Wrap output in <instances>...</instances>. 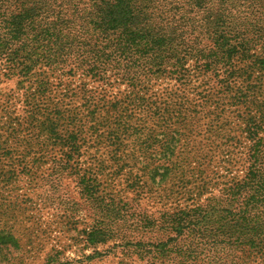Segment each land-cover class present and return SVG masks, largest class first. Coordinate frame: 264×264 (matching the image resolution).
Wrapping results in <instances>:
<instances>
[{"label":"trees","instance_id":"16d2710c","mask_svg":"<svg viewBox=\"0 0 264 264\" xmlns=\"http://www.w3.org/2000/svg\"><path fill=\"white\" fill-rule=\"evenodd\" d=\"M0 62L4 76L34 85L26 93L34 127L48 134L49 145L65 150L57 175H75L71 161L89 133L117 152L137 147L159 164H146L152 183L126 179L131 199L123 191H101L97 177L79 178L81 203L62 204L71 214L80 204L89 207L92 223L81 231L87 242L106 244L118 229L122 250L151 264H264V0H0ZM57 71L71 82L80 73L97 88L51 83ZM117 84L124 88L115 91ZM228 104L233 126L221 121ZM98 117L104 125L93 122ZM5 126L11 138L21 129L14 120ZM204 126L224 146L245 137L246 173L230 177L218 198L202 201L209 184L204 171L192 191L190 182L179 181L173 187L186 205L156 217L142 208V195L152 193L148 186L159 191L167 184L177 151L199 150L202 140H194ZM9 150L1 146V157L8 158ZM123 171L127 176V167L116 165L111 176ZM67 218L63 226L72 227ZM63 253L44 264H72Z\"/></svg>","mask_w":264,"mask_h":264},{"label":"rangeland","instance_id":"374dc122","mask_svg":"<svg viewBox=\"0 0 264 264\" xmlns=\"http://www.w3.org/2000/svg\"><path fill=\"white\" fill-rule=\"evenodd\" d=\"M5 68L3 62H0V143L4 140L9 143L0 145L10 149V156L4 159L0 154V180L4 179L3 177L11 178L0 182V264H44L56 251L64 252L61 256L63 261L72 262V264H151L148 258L142 259L133 250L128 253L122 250L125 242L123 234L118 232V229L114 238L106 244L87 242L81 231L92 223L89 207L80 204L79 211L71 214L65 209L70 208L69 205L62 202H69L71 205L70 201L81 203L78 181L83 176L90 179L97 177L103 184L101 186L103 192L123 191L125 198L131 199L135 195L126 189V179L152 183L145 168L148 165L152 167L159 165L154 162L156 158H151L149 153L145 156L142 151L138 152L137 147L129 146L125 151L117 152L114 148H107L102 144L103 138L90 133L86 137L82 134L84 145L78 156L71 161L73 168L77 169L74 170L75 175L69 174L62 178L57 175V169L66 162L65 150L62 146L48 144L49 141L45 140V137H49L48 134L34 127L36 121L30 116L31 111L27 107L26 93L30 95L34 91V85L23 83V78L19 76H4ZM48 79L51 83L61 82L63 86L70 85L74 90H78L80 85H84L89 90L97 88L80 73L74 76L72 82L67 81L63 72L60 71ZM118 84L115 91L124 88ZM164 85L162 84L160 89ZM165 106L161 104V108ZM228 106L229 104L221 121L233 126L235 117L231 112L234 109ZM160 111L165 118L170 117V113ZM104 114L103 112L100 115L104 116ZM83 115L87 114L83 113ZM158 116L153 114L152 118ZM205 116V113L200 115L201 118ZM210 119H214V116ZM227 119H229L228 122ZM12 120L20 123L21 129L18 130L17 136L10 134L11 138L5 125ZM115 120L112 119L111 124ZM93 122L99 125L105 124L101 117ZM59 125L61 126L60 136L66 138L68 136L66 125L62 121H59ZM97 128L102 131L106 129L103 126H97ZM200 131L203 135L194 140L197 144L202 140L199 150L191 154L182 153V149L176 152L170 166L173 170H169L166 176L167 184L159 191L153 190L156 187L148 186L152 188V193L147 192L142 195V208L156 214L161 210L172 212L177 206L186 205L185 195L181 196V190L179 191L176 186L173 187V184L179 181L190 182L187 189L192 191L197 184L198 172L204 171V176H207L209 183L207 193L201 195L199 201L205 197L218 198L230 177L234 175L241 177L246 173L245 153L249 149V144L245 137L240 138L239 143L232 141L224 146L217 135L207 132L206 126ZM76 134L79 138L80 134ZM114 154H117L116 158H113ZM116 165L126 166L128 175L126 176L123 171L120 176L112 177L111 173ZM163 171L165 170L161 169L159 173ZM160 178L161 176H157V180ZM55 187L58 189L56 193H53L52 189ZM173 188L174 191H172ZM161 196L168 198L161 201ZM49 199L52 201H48ZM155 216L157 217V214ZM67 217H72V227L63 226L69 221ZM137 236L139 235L136 234ZM135 239L139 241L140 237ZM95 249L100 251L101 255H93ZM83 255L89 257L85 259ZM77 259H80L81 263L75 262Z\"/></svg>","mask_w":264,"mask_h":264}]
</instances>
